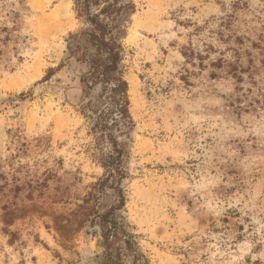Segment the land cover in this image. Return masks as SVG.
Wrapping results in <instances>:
<instances>
[{
	"label": "rangeland",
	"instance_id": "rangeland-1",
	"mask_svg": "<svg viewBox=\"0 0 264 264\" xmlns=\"http://www.w3.org/2000/svg\"><path fill=\"white\" fill-rule=\"evenodd\" d=\"M132 1L120 205L96 191L72 0H0V264H98L97 206L150 264H264V0Z\"/></svg>",
	"mask_w": 264,
	"mask_h": 264
},
{
	"label": "trees",
	"instance_id": "trees-1",
	"mask_svg": "<svg viewBox=\"0 0 264 264\" xmlns=\"http://www.w3.org/2000/svg\"><path fill=\"white\" fill-rule=\"evenodd\" d=\"M72 3L75 18L83 25L65 38L67 57L88 65L81 76L88 90L99 87L97 95L81 105V114L89 124L92 148L99 153L104 169L96 191L102 192L108 187L117 194V202L122 205V191L115 185L124 174L126 150L120 138H128L135 123L129 111L128 83L123 76L125 27L121 21L124 15L133 12L134 3L132 0H72ZM182 55L186 54L182 52ZM19 98L23 99L24 94ZM91 221L99 226L103 245L96 255L98 264H150L137 235L117 216L115 208L101 211L97 206L92 211Z\"/></svg>",
	"mask_w": 264,
	"mask_h": 264
},
{
	"label": "bare ground",
	"instance_id": "bare-ground-1",
	"mask_svg": "<svg viewBox=\"0 0 264 264\" xmlns=\"http://www.w3.org/2000/svg\"><path fill=\"white\" fill-rule=\"evenodd\" d=\"M57 11H58V6H55L53 11L50 12V15L52 17H56L57 16ZM49 18V17H48ZM54 19V18H53Z\"/></svg>",
	"mask_w": 264,
	"mask_h": 264
}]
</instances>
